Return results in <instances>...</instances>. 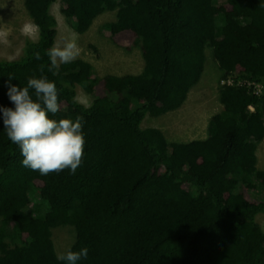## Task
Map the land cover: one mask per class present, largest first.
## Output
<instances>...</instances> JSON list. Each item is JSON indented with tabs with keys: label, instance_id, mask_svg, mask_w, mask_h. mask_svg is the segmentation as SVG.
<instances>
[{
	"label": "trees",
	"instance_id": "1",
	"mask_svg": "<svg viewBox=\"0 0 264 264\" xmlns=\"http://www.w3.org/2000/svg\"><path fill=\"white\" fill-rule=\"evenodd\" d=\"M57 1L24 0L37 39L26 40L18 59L0 60V105L11 107L3 86L10 75L21 87L31 76L54 80L53 118L84 117V154L75 175H41L22 166L0 122V264H62L53 230L66 226L75 235L69 248L89 250L79 264H264L256 221L264 213L256 154L264 94L218 85L220 109L203 139L169 142L160 129L141 128L145 116L183 106L206 52L219 82L264 84V0H60L76 34L115 12L106 24L110 42L126 52L139 47L141 73L101 78L81 59L47 70ZM79 88L88 106L78 102Z\"/></svg>",
	"mask_w": 264,
	"mask_h": 264
},
{
	"label": "rangeland",
	"instance_id": "2",
	"mask_svg": "<svg viewBox=\"0 0 264 264\" xmlns=\"http://www.w3.org/2000/svg\"><path fill=\"white\" fill-rule=\"evenodd\" d=\"M61 10L60 0L50 9L56 20L55 46H63L66 41L76 40L80 53L76 59L88 62L98 78L141 73L143 61L139 47H133L130 52H126L116 48L109 40L106 24L114 19L115 12L97 17L90 29L79 35L67 25ZM36 39L37 30L25 11L24 0H0V60L18 59L22 55L26 40ZM206 55L201 79L189 92L183 106L159 117L145 116L141 128H158L169 142L184 143L206 136L209 117L220 109L218 85H221L217 64L210 53L206 52ZM77 100L84 106L91 102V98L81 88L77 89ZM256 154L257 167L264 169V142L258 145ZM38 202L47 208V204L37 198L34 203ZM256 221L264 231V213L258 214ZM53 232L54 249L59 256L74 243L75 235L73 228L69 226L57 228Z\"/></svg>",
	"mask_w": 264,
	"mask_h": 264
},
{
	"label": "clouds",
	"instance_id": "3",
	"mask_svg": "<svg viewBox=\"0 0 264 264\" xmlns=\"http://www.w3.org/2000/svg\"><path fill=\"white\" fill-rule=\"evenodd\" d=\"M79 54L74 39L63 46L54 45L47 51V70L55 74L61 64L73 62ZM35 58L39 60L40 56L37 54ZM13 79L14 76H8L3 85L11 107L0 105V122L9 141L18 146L22 166L41 175L65 169L75 175L86 143L84 117L53 118L60 109V93L56 82L47 76H31L23 87L12 83ZM88 251L87 247L78 251L69 248L57 260L62 264H79L87 259Z\"/></svg>",
	"mask_w": 264,
	"mask_h": 264
},
{
	"label": "built area",
	"instance_id": "4",
	"mask_svg": "<svg viewBox=\"0 0 264 264\" xmlns=\"http://www.w3.org/2000/svg\"><path fill=\"white\" fill-rule=\"evenodd\" d=\"M236 83V85H235ZM226 84L228 86H245L254 95L260 96L264 93V85L254 81H240L235 82L233 79L221 80V85Z\"/></svg>",
	"mask_w": 264,
	"mask_h": 264
}]
</instances>
